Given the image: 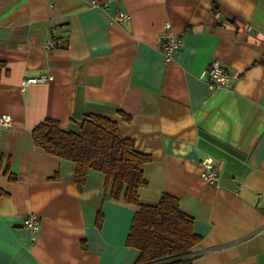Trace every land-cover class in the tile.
Masks as SVG:
<instances>
[{
  "label": "crops",
  "instance_id": "0c3cea01",
  "mask_svg": "<svg viewBox=\"0 0 264 264\" xmlns=\"http://www.w3.org/2000/svg\"><path fill=\"white\" fill-rule=\"evenodd\" d=\"M91 1L0 0V113L13 116L0 126V264H137L138 207L97 168L79 184L76 162L34 139L45 119L79 132L89 114L148 155L142 203L170 193L194 217L201 240L185 264H264V0ZM118 8L131 19L113 22ZM168 23L183 38L171 61ZM213 60L230 73L224 87L209 85ZM208 157L218 186L203 177Z\"/></svg>",
  "mask_w": 264,
  "mask_h": 264
},
{
  "label": "trees",
  "instance_id": "16d2710c",
  "mask_svg": "<svg viewBox=\"0 0 264 264\" xmlns=\"http://www.w3.org/2000/svg\"><path fill=\"white\" fill-rule=\"evenodd\" d=\"M33 135L48 152L76 162L79 184L90 168H97L106 174V187L113 198L138 207L128 235V243L140 251L137 264H185L186 255L201 240L193 228L194 217L170 193H164L157 204L140 201L148 155L134 149L116 121L89 114L80 123V131L73 132L48 118L33 129Z\"/></svg>",
  "mask_w": 264,
  "mask_h": 264
},
{
  "label": "built area",
  "instance_id": "2783aa9c",
  "mask_svg": "<svg viewBox=\"0 0 264 264\" xmlns=\"http://www.w3.org/2000/svg\"><path fill=\"white\" fill-rule=\"evenodd\" d=\"M112 0H92L91 3L94 6H99L101 8L108 7L109 3ZM131 19V13L129 11H125L122 8H118L112 14L113 22L124 23ZM57 39L51 38L47 39L44 42L45 47L53 46L57 43ZM162 52L165 56L166 61H171L175 55V53L180 50L183 46V38L180 35L174 33L171 28V24L168 23L166 26V31L164 33L163 41H162ZM208 70L210 74L209 85L212 88H221L226 86L230 81V73L227 70V67L220 60H213L208 65ZM52 76H47L45 74L35 77H30L24 80L23 84L32 83V82H41L46 79H51ZM13 124V116L7 113H0V126H10ZM203 177L213 186H218V172L216 170L214 160L211 157L206 158L203 161ZM24 226H26L31 234L32 238H35L37 232L40 231L41 228V219L36 213L28 214L24 219Z\"/></svg>",
  "mask_w": 264,
  "mask_h": 264
}]
</instances>
